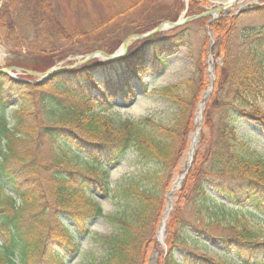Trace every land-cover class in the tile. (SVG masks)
I'll list each match as a JSON object with an SVG mask.
<instances>
[{
  "label": "trees",
  "instance_id": "trees-1",
  "mask_svg": "<svg viewBox=\"0 0 264 264\" xmlns=\"http://www.w3.org/2000/svg\"><path fill=\"white\" fill-rule=\"evenodd\" d=\"M71 1L69 13L94 14L92 0H79L80 6ZM94 1L107 21L87 32L60 13L58 0L0 1V44L11 46L13 54L6 67L43 73L70 56L112 55L128 37L177 19L174 11L155 16L159 0ZM189 3L193 16L203 13L198 2ZM262 14L264 8L240 16ZM239 19L210 23L222 64L203 112L198 147L167 223L159 264L264 262V154L235 127V121L244 119L264 130V24L238 29ZM108 27L105 44L84 47ZM24 29L27 34L37 29L43 41L31 42ZM115 39L121 41L111 47ZM168 42L153 36L132 45L118 60L88 61L44 84L32 76H23L26 82L0 77V264H66L79 254V240L90 236L89 225L97 218L114 231L99 241L101 259L88 264H149L153 251L158 252L164 179L188 148L197 107L211 85L192 76L157 91L176 108L169 126L152 119L115 121L106 113L115 98L137 97L133 84L142 87L157 63H164L160 56L179 46ZM200 64L204 69V61ZM142 88L147 91L148 85ZM131 150L141 171L112 186L110 170ZM95 189L126 211L105 215ZM204 237L221 253L206 252Z\"/></svg>",
  "mask_w": 264,
  "mask_h": 264
},
{
  "label": "rangeland",
  "instance_id": "rangeland-1",
  "mask_svg": "<svg viewBox=\"0 0 264 264\" xmlns=\"http://www.w3.org/2000/svg\"><path fill=\"white\" fill-rule=\"evenodd\" d=\"M5 1V0H4ZM70 0L63 1L58 0V7H60L59 11L61 14L65 15L70 19V22L77 27L82 28V31L87 32V30H91L95 25H102L107 21L106 12H103V8L96 4L94 0H92V5L95 6L93 11L94 14L89 16L84 15L83 13L80 16L73 15L68 12V4ZM79 1V0H78ZM200 4V9L203 10L204 13H210L211 11H215L220 9L227 2L224 0H194ZM74 4L76 0H72ZM162 6L155 13V16H163L168 12L171 13L174 11L176 13L177 19L176 22H172L171 24L177 23L180 19H187L193 17L191 13H189V2L190 0H159ZM102 3V1H101ZM78 6L81 5V1L77 3ZM264 8V0H234V4L226 9L225 11H221L217 14L207 15L204 18H200L190 23L183 24L182 26L163 31L157 35H159V39H167L168 43L177 42L179 46L170 54H162L160 59H163L164 63H157V67L151 70L148 73L147 78L142 83L148 85V90L144 91L141 87V84L135 82L133 87L136 89V98L128 97V99L132 100H124L122 97L115 98L112 101L111 108L107 111V115L110 116L115 121H141L143 119H152L156 123L160 125L169 126L170 122L173 119V116L176 112L175 106L166 98H163L159 92L160 89L170 87L173 85H179L190 77L194 76L195 78H199L202 76L205 78L210 85L212 84V76L215 78L216 68L220 67L222 61L220 58L216 56V41L214 40V35L210 31V23L218 20L219 18H231L232 16L240 17L237 20V28L241 29L243 27H248L251 25H263L264 24V14L255 15L253 17L250 16H240L239 12L245 10V12H250L256 9ZM65 9V10H64ZM244 12V13H245ZM243 13V12H242ZM154 16V17H155ZM206 18V19H205ZM202 19L205 22L197 24V22ZM167 24V23H165ZM33 28V27H30ZM110 28H106L99 32L94 38L93 41L89 43L90 46L84 47H98L102 46L106 43V37L109 33ZM24 34H26V38L30 37L31 42H35L39 45L43 39L41 34L37 31V29L33 30L31 33L24 29ZM122 36L120 33L117 34ZM129 38V37H128ZM115 43L110 42L111 47H115L116 44L119 43V39H115ZM25 43V41H22ZM135 44V43H134ZM132 44V45H134ZM62 45V44H60ZM59 45V46H60ZM71 45L76 46V42H72ZM131 45V46H132ZM208 46V47H207ZM131 48V47H129ZM120 49V47H119ZM118 49V50H119ZM118 50L115 51L118 52ZM11 46L0 44V69L6 68L7 61L13 57L11 53ZM168 51H166L167 53ZM208 52V53H206ZM102 53V51H95L93 53H88L84 55H76L70 56L69 60L66 64H62L58 66V69L62 67L65 69H76L83 64V61L75 60L76 57ZM126 53V52H125ZM124 53V54H125ZM25 54V52H22ZM123 54V55H124ZM89 61H102V57H96ZM201 61H204V69L202 68ZM88 62V61H87ZM85 63V62H84ZM160 64V65H159ZM67 65V66H65ZM200 70H202L200 72ZM46 81L41 82L44 84ZM208 92V91H207ZM206 93H204L203 97V107L206 109V104L208 102L209 96L205 97ZM199 106V105H198ZM12 111H9L11 114ZM9 114V115H10ZM198 111L196 113V117L194 120V130L189 134L188 139V148L181 152L179 156V161L168 179H164L166 181V186L163 191V198L166 201L165 211L163 212V218H167L164 224V229L162 232V240H161V231H162V221L160 223L159 229L157 231L156 240L158 242V252L156 250L151 254L149 264H159L160 263V255L164 253L166 249V239H167V223L172 214L173 208L178 199V192L182 188V182L188 175V170L190 167L188 154L191 143L193 141L194 135L198 132L199 138L197 141L196 149L198 147L201 134H202V125H203V117L204 114H201V121L198 120ZM235 127L237 128L238 134L245 139H247L252 147L255 148L260 153L264 154V130L256 125L247 122L244 119H239L235 121ZM196 150H194L193 155ZM192 155V158H193ZM192 163V161H191ZM190 163V165H191ZM151 166V165H150ZM142 167L138 163L137 154L131 150L127 153V155L123 158V160L112 170L109 172L108 182L115 186L119 181L124 179H132L136 176ZM183 177V180L178 187L179 180ZM162 183V186L164 184ZM221 180H218L217 183H220ZM93 196L97 202V204L102 208L103 213L105 215H119L123 214V211H126L125 207H123L117 200L106 197L100 191L96 189L93 191ZM172 199V209L169 214L166 215L168 209L167 197ZM218 199H224L219 196ZM186 216L190 217L191 213H187ZM90 236L86 238H82L79 240V254L75 257H69L66 261V264H88L93 260H99L104 254V249L100 245V240L112 234L114 228L103 218L94 219L90 225ZM204 243L205 251L208 252L212 256H217L219 253V249H217L216 245H214L208 238L204 237L201 239ZM199 246L203 247V245L199 244ZM214 249L213 251H210ZM163 250V251H162ZM233 264V263H232ZM260 264V263H259ZM264 264V262L262 263Z\"/></svg>",
  "mask_w": 264,
  "mask_h": 264
},
{
  "label": "water",
  "instance_id": "water-1",
  "mask_svg": "<svg viewBox=\"0 0 264 264\" xmlns=\"http://www.w3.org/2000/svg\"><path fill=\"white\" fill-rule=\"evenodd\" d=\"M233 4H234V1H232L230 3H227L226 5H224L223 7H221L220 9H217L215 11H211L210 13H204L202 15H199V16H196V17L187 18V19H184V20L181 19L180 21H178L175 24H169V25L163 24V25L158 26L153 31H151V32H149V33H147L145 35L131 37V38L127 39L123 43V45L121 46L120 50L116 54H114V55H106V54H102V53H100V54H91V55L76 57L75 60H77V61H83V63H84V62H87L89 60H92V59H94V58H96L98 56L99 57H102L103 59H106V60L117 59L120 56H122L127 51V49L133 43H135L136 41L147 39V38H149V37H151V36H153L155 34L161 33V32L166 31V30H172V29L178 28V27L182 26L183 24H186V23H189V22L198 20L200 18H204L207 15H213L214 16L215 14H217V13H219L221 11H225L226 9L230 8ZM59 65H61V64L56 65V67L48 70L45 73L28 72V74H30V75H32L34 77H37L38 78L37 83H41V82H44V81L49 80L54 74H56L57 72H59L60 71L58 69V66ZM14 72L16 74H21V73H24L26 71L23 70V69H20V68H3V69H0V76H4L5 75V76H8V77H10L12 79L17 80V78L14 75ZM214 81H215V78H214V76H212V86L210 87V89L207 92V94L205 95V97H208L210 95L211 91L213 90V82ZM202 111H203L202 105H199V107H198V112H199L198 120L199 121H201ZM198 138H199V135H198V132H196V134L194 135L193 141L191 143L190 149H189V154H188L189 165H188V167H190V163L192 161L193 152H194V150H196V145H197ZM182 180H183V177L179 180L178 187L180 186V183H181ZM167 200H168V210H167L166 214H169V212L172 209V202L173 201L171 199V196H170V198L167 197ZM165 222H166V219L164 218L163 221H162V226L163 227H162V231H161V236H162V232H163V229H164Z\"/></svg>",
  "mask_w": 264,
  "mask_h": 264
},
{
  "label": "bare ground",
  "instance_id": "bare-ground-1",
  "mask_svg": "<svg viewBox=\"0 0 264 264\" xmlns=\"http://www.w3.org/2000/svg\"><path fill=\"white\" fill-rule=\"evenodd\" d=\"M232 1H234V0H224V2H227V3H230Z\"/></svg>",
  "mask_w": 264,
  "mask_h": 264
}]
</instances>
